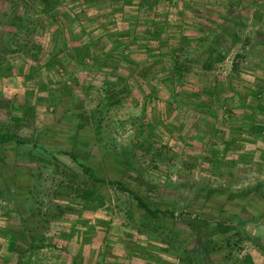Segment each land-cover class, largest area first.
Here are the masks:
<instances>
[{
  "label": "rangeland",
  "instance_id": "374dc122",
  "mask_svg": "<svg viewBox=\"0 0 264 264\" xmlns=\"http://www.w3.org/2000/svg\"><path fill=\"white\" fill-rule=\"evenodd\" d=\"M153 3V0L147 3L143 0H62L57 9L61 21L72 23L79 33L73 38H80L86 32L96 40L130 29L128 24H132L129 41L132 49L126 51L132 66L122 63L118 64L119 70L105 68L89 73L74 51L78 43L71 42L65 31L59 35L57 44L63 50L68 73L62 70L56 73L42 66L36 77H28V69L34 62L26 48L4 57L12 70H2L1 65L0 120L16 115L13 108L20 111V116L26 115L27 123L19 128L18 134L30 137L39 133L53 148L57 157L54 162L61 169L75 170L82 187L101 197L104 206L94 212L85 209L88 202L82 193L77 195L60 182L63 178L67 184L70 174L65 178L55 171L56 175L52 176L38 162L13 161L11 153L6 154L3 179L16 180L22 185L19 192L22 200L29 188L36 197L37 209L44 207L46 211L51 204L66 206L62 220L67 226L64 232L68 236L75 227L79 229L81 234L73 244L76 248H70L83 255L87 264L95 263L100 250L117 264H147L153 261L152 257L163 264H180V261L165 251L172 243L163 241L161 233L150 234L149 216L138 208L129 193L94 182L69 156L60 154L62 150L76 148L81 162L91 167L96 176L122 182L152 208L166 210L177 204L179 216L162 220L165 226L179 231L181 238L188 240L191 233L184 223L187 215L182 214L197 213L205 217L204 214L218 205L241 211L242 201L227 200L229 192L264 181V133L251 132L254 123L264 124V111H257V117L254 116L259 122H254L249 118L252 110L244 108L258 91H262L260 99L264 105V0H237L233 6L230 0H158L151 7ZM11 4L10 0H0V45L14 39L31 40L28 48L37 45L44 53L52 48L57 25L49 24V14L36 9L39 10L35 17L36 29L31 34L26 30L18 32L5 23ZM151 22L166 25V31L160 36L162 56H180L184 60L178 48L184 46L185 38L209 36L219 32L221 26L228 27V31L225 30L217 43L224 52H229L212 70L192 64L188 84L173 88L163 69L165 63L152 66L158 57L145 50L148 43L145 32L152 28ZM234 32L241 40L232 44ZM64 39L68 41L66 47L62 44ZM153 42L152 50H155L157 41ZM112 47L111 43L107 49L100 45L94 50L104 57ZM145 70H151L147 78L141 73ZM206 89H217L218 99L213 98L209 107L204 105L209 100L207 95L202 99L194 95ZM111 93L115 97L109 99ZM26 106L31 114L25 113ZM95 121L100 125L96 138ZM37 130L41 132L36 133ZM152 142L157 147L146 152L144 149ZM213 156L214 162L206 159ZM27 166L37 171L24 173L19 169ZM91 202V205L98 203ZM188 202L193 204L189 210ZM249 210L245 217L264 216V193L259 199L251 200ZM30 211L23 203L16 208L14 202L0 201L1 263L5 258L12 260L7 248L11 239L19 242L16 236L10 233L7 236L6 230H15L21 216H28ZM258 223L264 224V218L258 219ZM59 226L51 223L50 235ZM257 228L264 230L261 225ZM249 229L253 226L249 225ZM260 235L264 242V233ZM62 245L59 242L45 246L34 260L39 264H69V257L60 251ZM243 248L239 254L234 252L227 264H242L248 254L254 264H264V255L258 250L253 252L256 248L250 242H245ZM220 254L225 255L227 251Z\"/></svg>",
  "mask_w": 264,
  "mask_h": 264
},
{
  "label": "trees",
  "instance_id": "16d2710c",
  "mask_svg": "<svg viewBox=\"0 0 264 264\" xmlns=\"http://www.w3.org/2000/svg\"><path fill=\"white\" fill-rule=\"evenodd\" d=\"M10 1H12L10 13L5 15L7 18L5 23L8 27L13 26L18 32L26 30L29 32V34H31L37 27L36 25L38 21L35 20V17L38 15L39 11L36 9L39 8L41 13L43 12L49 14L51 20L49 24H56L57 28L53 31L54 45L45 53L43 52V49L37 45L28 48L31 40L17 41L13 39L9 44L2 43V46L0 45V70L1 65L2 70H12L11 67L7 65L8 63H6L4 57L6 55L22 51V49L26 48L27 55H29L34 62V66H31V68L28 69L30 71L28 72V77H36L38 70H41L42 66H47L50 69L56 70V73L58 71L60 72V70L68 73L66 70L67 67H65L66 63L64 61L66 58L63 56V50H61L60 46L57 44L59 35H61V33L63 35L64 31L65 33L68 32L66 36L71 37V42L78 43V45L74 46V51L76 52L79 63L83 65V68L88 69L89 73L94 70H103L105 68L109 70H119L118 64L122 63L126 66L133 65L130 55L126 53V51L132 49V45L129 44L130 37L132 36V24H128L130 29L120 31L118 33H110L108 37L101 36L100 38H96V40L94 38H90V35H87L86 32H84V36H80V38H73L78 36L79 33L75 32L76 30L72 26V23L66 24L65 22L61 21L62 19H60V16L57 14V9L62 3V0H30L28 2H24L22 0ZM143 1L144 3H147L149 0ZM153 1L154 3L151 4V7L152 5H156L158 2V0ZM235 1L237 0H230V5L233 6ZM21 2L25 4H22ZM151 23L152 26L150 27L152 28H149L145 32V35L148 36V39H146L148 43L145 50L150 54L157 55L158 57L157 59L153 60L152 66L159 64L158 62L165 63V68L163 69L169 75L170 83L173 88L175 86L184 88L188 84V77L191 72L190 66L192 64H197L204 69L212 70L214 65L223 61L229 52H224L217 43V40L222 38L221 35L225 33V30L227 29L228 31V27L222 29L221 26L219 32H214L209 36L202 35L200 38L195 39L189 37L185 38L186 42L184 41V46L178 48V54H182L181 56L184 57V60H181L180 56L174 58L162 56V54L160 55L161 51L159 48V45L161 44L160 36L163 31H166V25L163 23L159 26L157 22ZM240 40L239 34L234 32L231 39L232 44L240 42ZM153 41H157L155 50H152V47H154ZM66 42L68 41H65V39L64 42H62L65 47L68 45ZM111 43L113 47L109 50L110 53L106 54L104 57H101L94 50V47H98L100 45L101 47H104L103 49H107ZM87 59L88 61H86ZM159 59H163V61H160ZM150 71L145 70L141 72L144 74L142 76L147 78ZM64 75L68 78H71V75ZM123 81H125V79H123ZM106 91L108 92V90ZM216 91L217 89H206L203 92H199L197 94L194 93V95L200 99H202L204 95H207L210 101L208 100V103H204V105L205 107H209L213 98L218 99ZM61 92L63 95H67L65 90H62ZM261 93L262 91L254 93L251 103H248L244 106L246 110H252L249 118L254 120V122H259L256 118L257 111H264V105L262 104V99H260L262 95ZM71 94L75 95L74 92H71ZM73 97L75 98V96ZM113 97H115V95L114 93H111V97L109 99H112ZM200 105L205 108L204 105ZM13 110L16 115H10L9 119L4 118L3 120H0V201L2 202L3 199H7L9 202H14L16 208L19 207V203H23L31 211L28 216H21L20 223L18 224L17 228H15V230H6L7 236L10 234L16 236L20 243L17 242V240L15 241L14 239H11L7 248L10 252V259L12 260L5 258L2 263L0 262V264H10L9 262H13L14 264H39L36 260H34V256L37 254V252L42 250L47 245H57L59 242H63L60 251L69 257V264H87L85 259L82 257L83 255H80L79 252L75 251L74 249L72 251V248H70H76V246L73 244H75V240H78L79 235L81 234L79 229L75 227L76 229L72 230L73 232L71 231L68 236L65 234L66 232H64V229L67 226L65 225V221L63 222L62 220L64 218L66 206L51 204L52 206L49 205L46 211H43L44 207L37 209L35 206L36 197L33 195V193L31 194L29 188H25V190L27 189L28 192H26L24 200H22L20 194L23 189L20 187L22 185L18 184L16 180L10 182L4 181L2 176V167L5 166L7 162L6 154L11 153L14 156L12 160L14 159L13 161L15 162L20 160L30 163L38 162L41 167H44L45 170H48L52 176L56 175L55 171H57L58 174L60 173V175L65 178L67 174H70L67 177V184L63 183V178H61L62 180L60 182L62 185H64V187L74 191L77 195L82 193L83 197H85L86 201L88 202V205L84 207H86L85 209L91 210V212H94L99 207H103L104 202L101 197L95 196L92 191L82 187L83 184L81 181L79 183L75 170H65L67 168L61 169V166L54 162L57 157L53 154V148H51L48 143L44 142L39 133L30 137H23L18 134L19 128L27 123V118L26 115L23 117L20 116L18 114L20 111L17 109L13 108ZM28 111L30 110L28 109V106H26L25 113L31 114V112L29 113ZM93 127L97 132L95 133L96 138L99 135L98 130L100 128L98 121H95ZM143 127L145 126L143 125ZM252 127L253 128L251 129V132H256L258 134L264 133V124L260 125L254 123ZM82 130H84V128H82ZM37 132L41 131L37 130L36 133ZM143 146L144 145L141 147L144 148ZM154 146L155 142H152L150 146L144 150L148 152L151 149L157 147ZM77 151L78 150L76 148L69 151L62 150L60 154L69 156L72 161L77 163L84 173H86L94 182L98 184H108L113 187H117L126 193H129L134 198L138 208L142 210L147 216H149L150 224L147 226V228L149 229L150 234L161 233L162 236H164L163 241L169 242V244L172 243V246L170 245L169 247L170 249L165 251L178 257L180 264H227V262L232 260L234 252L239 254L243 251V244L245 242H250L253 247H255L264 255V242L261 241L262 237L260 235V233H264V230L261 231L258 228L256 229V226L258 225L264 227V224L258 223V219H263L264 216H261L260 218L255 217L253 214H251L249 218L244 216L245 212L250 213L249 208L251 200L253 201V199H259L260 195L264 193V181L246 189L238 190L236 192H229L227 200L232 201L234 199H239L242 201L243 206L241 211H232L229 210V207L218 205L215 206L214 210H210L209 213L204 214L205 217L197 213L182 214L183 216L187 215L184 223L187 225L191 233V236L188 240V238L182 239V235L178 233L179 231L177 232V230L173 229L172 227L167 225L165 226L163 222L164 220H162V218L176 219L179 216V214H177V204L174 205L173 208H168L166 210L152 208L149 203L146 202L139 194L122 184V182L117 180H107L105 178L96 176L91 167L87 166L84 162H81L79 158V151ZM214 156L212 158H205L211 162H214ZM19 169L23 170L24 173H28V171L33 173L34 170L37 171V169L32 170L28 166ZM91 201H96L98 203L91 205ZM230 203L231 202L228 201V204ZM192 206V203L188 202V204H186V208L188 210ZM51 223L60 225L59 229H56L57 232L52 233V235H50L49 232V225ZM249 225H252L253 229L250 230ZM18 232H22V235H20ZM100 251L95 258L94 264H108L110 262L117 264V261H110L106 254L103 251ZM226 251L227 254H220L221 252ZM152 258L153 261H149L147 264H163L158 260V258ZM242 264H254L252 256L248 254L244 258V263Z\"/></svg>",
  "mask_w": 264,
  "mask_h": 264
},
{
  "label": "crops",
  "instance_id": "0c3cea01",
  "mask_svg": "<svg viewBox=\"0 0 264 264\" xmlns=\"http://www.w3.org/2000/svg\"><path fill=\"white\" fill-rule=\"evenodd\" d=\"M246 132V131H245ZM255 249V248H254ZM253 252H257V249H255Z\"/></svg>",
  "mask_w": 264,
  "mask_h": 264
}]
</instances>
